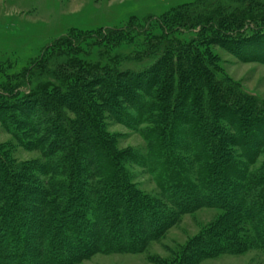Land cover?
<instances>
[{"label":"trees","instance_id":"obj_1","mask_svg":"<svg viewBox=\"0 0 264 264\" xmlns=\"http://www.w3.org/2000/svg\"><path fill=\"white\" fill-rule=\"evenodd\" d=\"M232 1L197 0L189 4L188 8H178L168 17L158 19L167 35L169 46L158 47L151 44L150 48L164 54L158 61L160 67L165 69L164 73L160 74L159 71L162 69L157 66L155 73L142 87L139 86V77L143 76L140 71H136L135 74L131 71H128V75L127 72L123 74L121 69L115 67L114 58H109L104 69L107 75L103 83L105 94L102 92L98 94L100 105L106 103L113 109H118L120 97L131 99L130 101L136 104L138 100H144L139 91L149 94L151 87L158 85L161 91L157 90L155 95L159 101L150 105L156 114L152 115L154 128L150 131L152 134L155 133L151 138L153 140L151 149L154 150H150L155 151L154 155L160 150L166 155H172L173 147L171 148L170 143L172 136L180 134L183 138L186 131L184 146L186 140H190L189 147L195 148V152L190 153V161L204 160V165H200V176L196 177L200 179L197 180L198 183L183 181L178 176L175 177L180 181L178 184L164 187L170 203L180 212L192 211L200 205L216 206L225 211L223 224L219 222L216 229H211L204 239H200L199 253L202 255L201 250H205L206 256L222 251H241L246 246V241L238 235L243 232L245 222L253 230V241L264 247V172L257 171L253 176H248L243 168L240 171L239 168L235 170L243 161L233 158L230 149L227 148L230 142L237 143L247 157L248 164L253 161L255 155L260 152V147L264 145L262 141L257 143L254 140L255 133L260 130L259 122L264 120V113L251 98H243V92L239 87L228 85L221 76H218L200 54L202 46L208 43L213 32L221 33L224 37L239 36L238 40H247L257 35L252 32L251 35L244 36L239 32L246 24L244 20L248 21L247 23H254L258 19L264 21V10L248 14L242 20L239 17L241 10L252 8L254 3L252 0H237L233 3ZM259 8H264V5ZM227 9L235 10L229 12ZM251 25L248 24L247 27ZM150 27L151 24L146 22L144 26L129 25L124 29H112L109 32L112 34L116 32L119 35L124 34L129 28L145 34L151 30ZM196 27L197 36L191 41L181 42L173 34L175 31L185 33ZM251 28L254 31V27ZM203 30L205 33L208 32L204 36L200 34ZM72 42L76 44V41ZM148 42L154 44V39H148ZM61 53L57 55L60 59L56 57L41 60L43 67H48L59 59V62H56L59 68L56 72L48 69L45 74L48 78L40 84L44 86L43 88L58 87L62 92L72 85L75 89L77 86L84 89V93L82 89L75 91L78 99L77 121L75 123L67 118L62 120L57 118L56 115L60 113L59 105H55L53 110L42 108V112H38L35 119L34 117L29 119V125L34 127L32 130H36L35 135L39 142L48 141L44 142H47L43 148L45 155L50 156L52 153L56 155L54 153L60 150L64 160L67 158L72 160L71 163L67 160L59 163L48 157L46 163L48 165L42 168V171L51 175L62 173L60 167L63 165L67 168V179L52 181L49 189L45 190L44 194L48 197L43 212L45 215L43 219L37 221L42 228L36 231L43 234L46 228L50 226L53 228V225L55 230L53 236L48 235L43 245L41 233L34 231L35 234L27 230L30 225L21 217L30 219L31 216L22 215L31 211L21 205L20 197L15 193L25 189V186L19 184L18 178L26 176L24 173L20 176L13 174L9 166L0 170V230L5 231L0 235V264H33V259H45L41 264H72L87 258L102 246L107 249L113 246L119 251H138L150 237L159 235L160 230L168 223L167 215H164L162 213L164 211L157 206L159 200L151 201L146 198L145 201L143 199L145 197L127 180L120 163L124 157L107 143L108 136L102 122L97 123L94 119L95 115L96 117L99 115V106H93V109L86 106L87 101L91 100L85 96L87 79L92 74L95 75L97 70L90 63L69 60L65 56L69 52ZM74 63L78 69H69L68 67ZM148 71L151 72L150 69ZM56 73L59 77H56ZM62 80H65V83ZM68 81H71L72 85ZM36 90L38 93L45 92L42 88L40 90L36 87ZM181 90L186 94L181 93ZM37 91L33 98L38 95ZM44 96L48 103H56L48 93ZM38 101L37 99L36 105ZM47 102L44 103L45 106ZM182 106L185 108L192 106V109L188 108L190 112L187 113ZM177 109L180 110L175 111ZM137 113L138 117L144 115L139 111ZM216 113L225 115L236 126L235 137L229 135L223 128L220 119L215 117ZM43 120L48 121L47 125H43ZM55 122L63 123L56 130H50ZM178 122L182 123L184 128L176 126ZM251 145L254 146L253 149H250ZM85 153L90 157L91 168L99 169L98 174L103 178L101 183L93 185L87 180H75V177L91 173L84 170L78 160ZM105 166H108L107 170ZM106 173L108 177L103 176H106ZM175 174H177L175 171H171L168 180H173ZM28 180H31V176ZM5 184L9 186L7 193H4L7 187ZM83 187L88 188L90 195L83 191ZM177 187L178 192L173 189ZM159 217L162 219L158 220ZM173 219L174 217L171 218ZM32 223H35L34 219ZM95 226L97 228H93ZM33 237L36 238L34 242ZM111 238L115 239V242H111ZM214 241L216 245H213Z\"/></svg>","mask_w":264,"mask_h":264},{"label":"rangeland","instance_id":"obj_2","mask_svg":"<svg viewBox=\"0 0 264 264\" xmlns=\"http://www.w3.org/2000/svg\"><path fill=\"white\" fill-rule=\"evenodd\" d=\"M195 1L197 0H0V170L9 166L13 174L20 176L24 173L26 176L18 178L19 184L25 186V189L15 193L20 197L21 205L31 211L29 213L23 211V215L21 214L31 216L30 219L21 217L30 225L27 230L41 233L36 230L42 228L37 221L43 219L45 215L43 212L48 197L44 192L49 189L52 181L68 177L64 165L60 167L62 173L51 175L42 171V168L48 165L46 164L48 157L59 163L72 161L68 158L64 160L60 150L54 153L56 155H52L53 153L50 156L45 155L43 148L48 141L39 142L35 135L36 130H32L34 127L29 125V119L31 117L35 119V115L42 112V108L53 110L55 105L60 106L57 118L61 120L67 118L75 123L77 121L78 99L75 91L82 88L77 86L78 88L75 89L72 85L73 80L68 81L72 86L66 88L67 92H62L58 87L43 88L44 86L40 84L48 78L45 76L48 69L56 72L59 68L56 62H59L60 58L57 55L59 53L61 55V52H69L65 55L69 60L90 63L97 70L95 75L92 74L94 77L91 75L87 79L85 90L88 92H85V96L91 100L87 101L86 106L89 108L99 106V115L96 117L94 113V119L97 123L102 122L108 136L107 143L124 157H121L120 163L127 180L145 197L143 198L145 201L146 198L151 201L159 200L158 208L167 215L166 226L160 230L159 235L150 237L140 250L119 251L113 246H110V249L102 246L87 258L72 264H264V247L253 241L254 233L247 222L243 224V232L238 235L246 241V246L241 251H222L209 256H206L205 250H201L202 255L199 253L200 239H204L211 229H216L219 222L223 224L225 211L216 206L200 205L192 211L180 212L170 203L164 187L178 184L180 181L175 178L178 176L183 181L198 183L197 180L200 179L196 177L200 176V165H204V160L190 161V153H194L195 148L189 147L190 140H186L184 146L186 131L183 133V138L180 134L172 136L170 141L171 148L173 147L172 155H166L162 150L154 155L155 151H151L154 150L151 149L153 146L151 138L155 133L152 134L150 131L154 128L152 115L155 112L151 110L150 105L159 101L155 95L157 90L161 91L158 85L152 86L149 94L138 89L144 100L141 101L139 98L136 104L131 102V99L122 97L118 101L120 102L118 109H113L106 103L105 105L99 103L98 94L101 92L105 94L103 83L107 75L104 69L109 58H114L115 67L121 69L123 74L127 72L128 75V71L132 74L140 71L143 76L139 77L141 84L139 86L144 87L147 79L155 73V68L161 66L158 61L164 55L150 48L151 44L158 47L168 45L167 35L158 19L168 17L178 8H188V5ZM236 1L233 0L232 3ZM251 2L254 3L252 8H244L240 12L239 17L242 20L248 14L264 10L259 8L263 7L264 0ZM233 10L235 9H227L229 12ZM244 21L246 24L239 33L247 36L254 32L257 35L247 40H238L239 36L224 37L221 33L213 32L208 43L202 46L200 54L218 76H221L228 85L239 87L243 92V98H251V101L264 113V21L260 19L254 23ZM146 22L151 24V30L145 34L129 28L124 34L109 32L112 29H124L129 25L144 26ZM248 24H252L254 31L251 27H247ZM197 32L196 27L185 33L175 31L173 34L181 42H187L197 36ZM207 33L203 30L200 34L204 36ZM148 39H154V44L148 42ZM71 40L76 41V44ZM56 57L59 59L50 66L43 67L41 60ZM68 68L78 69L76 63ZM149 69L151 72L148 71ZM161 69L160 74L165 70L163 67ZM56 77L59 75L57 74ZM62 82L65 83V80ZM36 87L40 90L45 89V92L38 93ZM82 90L84 93V89ZM35 91L38 95L33 98ZM45 93L54 98L56 103H48L47 99L45 100ZM37 99L39 101L36 105ZM45 101L48 103L46 106ZM183 108L186 111L188 108L192 109V106ZM137 110L144 115L138 117ZM189 112L190 110H187V113ZM215 117L220 119L227 133L235 137L236 126L230 119L217 113ZM50 119L52 120V116ZM47 123V120H43V125ZM62 123L55 122V125L49 129L56 130ZM178 125L182 126V123L178 122L176 126ZM259 126L263 132L257 131L254 140L257 143L260 141L264 143V120L259 122ZM253 145L250 149L254 148ZM227 148L230 149L233 158L243 161V164L241 166L238 164L235 170L239 168L240 171L243 168L248 176H253L257 171L264 172V145L249 164L237 143L230 142ZM105 156L103 157L106 159ZM78 160L84 170L91 173L86 175L84 171V175L75 177V180H87L93 185L102 182L103 178L98 174L99 169L91 168L88 154H83ZM107 169L108 166H105V170ZM171 171L177 174L169 181L168 176H171ZM28 173L30 175L27 176ZM107 175L106 173V176H103L108 177ZM29 176L31 180H28ZM5 189L4 193H7L9 186ZM173 189L178 192L179 188ZM83 191L90 195L88 188L83 187ZM32 219L35 223H32ZM161 219L162 217L158 218ZM54 230L53 225V228L50 226L43 231V234L41 233L43 238L41 245L45 243L48 235L53 236ZM4 232L0 230V235ZM35 239L33 237V242ZM112 241L115 242V239L111 238ZM214 242L213 245H216V241ZM44 260L33 259L32 263L41 264Z\"/></svg>","mask_w":264,"mask_h":264}]
</instances>
